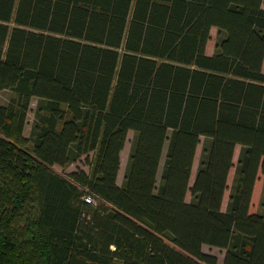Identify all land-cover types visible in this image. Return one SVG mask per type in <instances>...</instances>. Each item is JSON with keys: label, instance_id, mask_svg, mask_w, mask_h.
<instances>
[{"label": "trees", "instance_id": "obj_1", "mask_svg": "<svg viewBox=\"0 0 264 264\" xmlns=\"http://www.w3.org/2000/svg\"><path fill=\"white\" fill-rule=\"evenodd\" d=\"M6 90L0 264H264V0H0Z\"/></svg>", "mask_w": 264, "mask_h": 264}, {"label": "rangeland", "instance_id": "obj_2", "mask_svg": "<svg viewBox=\"0 0 264 264\" xmlns=\"http://www.w3.org/2000/svg\"><path fill=\"white\" fill-rule=\"evenodd\" d=\"M219 39H220V35H219L218 30L213 29L212 33H211V41L209 42L208 47H207V55L213 56L216 53ZM12 97H13L12 91H9V90L0 91V106H7L10 103ZM38 104H39V100L33 99L32 104H31V110L28 114V124L26 126L25 133H24L25 137L28 139H30V137H31L33 125H34L35 120H36V112L38 109ZM134 138H135V134L130 133L128 143L126 145L124 152L122 153V166H121V171H120L119 178H118V184L121 187L124 185L125 173H126V169H127L128 163H129V157H130L132 143L134 141ZM203 148H204V146L201 145L197 151V156H196L195 165H194L193 174H192V179H191V187H193L194 182H195V178L197 175V171H198L199 164H200L201 157H202V153H203ZM167 151H168V146L165 149V154H164V158L162 161L161 172H160V176H159L160 180H161L163 168L165 166ZM241 152H242V147H238L236 150V153H235V158H234L235 167L232 169L230 176H229V181H228L229 190L226 192L224 202H223V211L224 212L228 211L230 196H231V190H232L234 183H235L237 166H238V162H239ZM94 160H95V155L91 154L89 157H83L81 160H79L75 164L71 165L67 169H63L59 166H56L55 170H56V172H58L60 174H71V173H74V172H77L80 170L85 171L88 174H91L92 173V164L94 163ZM187 201H188V203H190L192 201L191 193L188 194ZM262 203H264V177L263 176H261V178H260V180L256 186V193H255V197H254L252 212L259 211L260 205ZM204 252L206 254L216 256L219 259V264H224L226 253H227L225 250L205 246Z\"/></svg>", "mask_w": 264, "mask_h": 264}, {"label": "built area", "instance_id": "obj_3", "mask_svg": "<svg viewBox=\"0 0 264 264\" xmlns=\"http://www.w3.org/2000/svg\"><path fill=\"white\" fill-rule=\"evenodd\" d=\"M86 202H87V203H93V199H92V197H87V198H86Z\"/></svg>", "mask_w": 264, "mask_h": 264}]
</instances>
